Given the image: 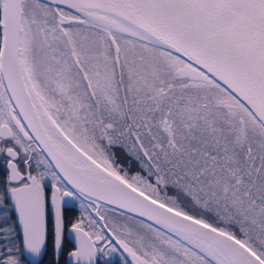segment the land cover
I'll use <instances>...</instances> for the list:
<instances>
[{
    "label": "snow or ice",
    "instance_id": "6c2138e0",
    "mask_svg": "<svg viewBox=\"0 0 264 264\" xmlns=\"http://www.w3.org/2000/svg\"><path fill=\"white\" fill-rule=\"evenodd\" d=\"M0 264H264V0H0Z\"/></svg>",
    "mask_w": 264,
    "mask_h": 264
}]
</instances>
